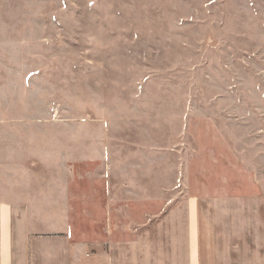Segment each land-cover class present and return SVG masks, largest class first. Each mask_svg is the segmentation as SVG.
Wrapping results in <instances>:
<instances>
[{"label": "rangeland", "instance_id": "1", "mask_svg": "<svg viewBox=\"0 0 264 264\" xmlns=\"http://www.w3.org/2000/svg\"><path fill=\"white\" fill-rule=\"evenodd\" d=\"M3 131L43 183L115 155L172 246L197 212L204 256L264 264V0H0Z\"/></svg>", "mask_w": 264, "mask_h": 264}, {"label": "crops", "instance_id": "2", "mask_svg": "<svg viewBox=\"0 0 264 264\" xmlns=\"http://www.w3.org/2000/svg\"><path fill=\"white\" fill-rule=\"evenodd\" d=\"M19 143L0 134V264H216L203 255L197 212L187 214L180 248L171 245L165 183L124 179L107 153L97 190L89 175L87 183H43L27 171Z\"/></svg>", "mask_w": 264, "mask_h": 264}]
</instances>
